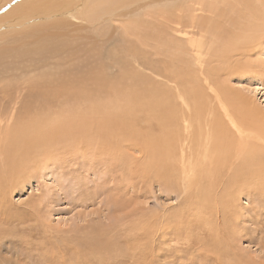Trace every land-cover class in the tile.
<instances>
[{"label":"rangeland","instance_id":"obj_1","mask_svg":"<svg viewBox=\"0 0 264 264\" xmlns=\"http://www.w3.org/2000/svg\"><path fill=\"white\" fill-rule=\"evenodd\" d=\"M116 1L71 41L0 40L3 134L90 118L0 185V264H264V6L229 41L235 0Z\"/></svg>","mask_w":264,"mask_h":264},{"label":"bare ground","instance_id":"obj_2","mask_svg":"<svg viewBox=\"0 0 264 264\" xmlns=\"http://www.w3.org/2000/svg\"><path fill=\"white\" fill-rule=\"evenodd\" d=\"M235 1L237 2V4H243L244 7L248 10L249 14L248 13H244V12H239L237 14L239 17H235V16H232V15L226 14V12H225V19L224 20L226 22H228V20L231 19L230 23L228 22L229 26L232 27L233 31H236L238 33L236 35L235 33H229L228 31H226L225 34L227 35V38L229 39V41H246V39L249 38V37L247 35H245V37L243 35H241V34H245V31H246V27H245L246 25L243 26L242 24L249 23V25L251 27V25L254 24L253 22L256 19V17H257V19H258V17L261 18L262 15L258 16L257 12H253V10L254 9L256 10V7H255L256 3L259 4V7H263L264 6V0H235ZM115 2H117V1L115 0ZM182 3H183V1H182ZM214 3H215V1H214ZM201 4H203V3H201ZM183 5H185V4L183 3ZM183 5H182V7L184 8ZM177 6H179V5H177ZM92 7L93 6L88 5V0H85L84 3L82 2V0H76V1H74V3H72L70 0H20L19 3L13 8L12 12H9V13H6V14H3L2 16H0V40H5L4 35H6V34H8L10 36H12L14 34L15 35L21 34L23 36V38L24 37H28V36L36 37V39L38 41H40V40H42V41H71V40H69V38L67 36V27L69 25H73L74 24L73 23V19L80 20L82 22L86 20V22H89V23H91V21H92V23H94V25L97 23L95 21L97 19L96 18L97 14H96L95 10H91ZM179 10H181V8ZM210 10L212 11V8ZM111 11L115 12L116 9H113ZM262 12L264 13V11H262ZM103 13H104V11H103ZM114 14L115 13L110 14V12H108L105 15L106 16L110 15V16H108L107 18H102L101 17L99 19H103V21H108V20L113 18L112 16H114ZM231 17H235V18H231ZM2 18H4L6 21L1 22ZM257 21H259V20H257ZM262 21H263L262 24H264V15H263ZM44 27H46V30L43 29ZM86 27H87V25H86ZM258 28H260V27H258ZM263 30H264V27H263ZM226 35H225V37H226ZM223 41H225V39ZM48 49H49V46L46 43V44L42 45V48L40 50H38V51L44 52L43 54H45V53H47V51H49ZM36 50H37V45H36ZM28 54H30L29 55L30 56L29 59H31V61H33L32 56H31V54H33V53L31 51H28ZM5 73H7V72H5ZM84 102H85V100H83V103ZM157 105L158 104H156V106ZM86 111H87V109H86ZM160 111H161V114L159 116L163 117L164 116V115H162L163 112L164 113H165V111L166 112L167 111L171 112V108L169 110H167L165 107H162L161 110H159L158 113H160ZM172 111H173V109H172ZM170 112H167L168 114L165 113V114H167L165 116L166 118H167V116H169ZM174 112H176V111L174 110ZM91 113L94 114L93 112H91ZM172 114H173V112H172ZM175 114L178 117L177 113H174L173 115H175ZM176 116H175V118H176ZM118 118L115 119L116 122L119 120ZM197 118H198V116H197ZM83 119L84 120H83L82 125L84 126L88 122V120L90 118L89 119L83 118ZM113 119H114V116H113L112 120ZM202 119L205 120L204 118H202ZM93 120H95L94 116H93ZM161 120H163V118ZM79 121L82 122V117L79 119ZM79 121H77V122H79ZM164 122H165V119H164ZM44 123H45V121H44ZM58 123L59 124L55 125L54 127H51L49 129H45V130H40L38 127L35 128V126L33 124L29 123L30 124L29 127L21 129L20 132H18V133H14V131H13V133H9V136H6L5 134H3L2 133V129L0 128V185H4L5 184V181H6L5 178H8V179L10 178L9 180H12L15 177H17L18 175H20L21 173H24L27 169H29V165L31 164V162H30L31 158H33V155H34V153H36V151H39L41 149H44L43 151H45V148L47 146L53 145V144H55L58 141L59 135H54L53 132H52L53 130H56L58 132H65L66 135L70 134V135H75V136L83 138L82 137L83 134H81V132L83 133V131H84L83 126H79L78 124L75 125L73 122H71L69 120H65V121H63L61 123L60 122H58ZM172 123H174V122L173 121L170 122V124H172ZM117 124L118 123H116V125ZM167 124L169 125V123H167ZM121 125H122V123H121ZM170 126L174 127L172 125H170ZM0 127H1V124H0ZM212 128L215 129L214 127H212ZM203 129H204V126H203ZM218 131H219V129H218ZM171 132H173V131H171ZM199 133H200V131H199ZM113 136H114V134H113ZM116 137H117V135H116ZM119 137L120 136H118L117 138H119ZM122 137L125 138V135L124 136L122 135ZM123 138H122V141H124ZM132 138H134V137H132ZM62 140H64V139H62ZM110 140H111V138H110ZM60 141H61V139H60ZM131 141L133 143V146H134V144L138 145L134 140H131ZM140 143H141V141H140ZM126 146L129 148V146L125 144V147ZM120 147H118V148H120ZM130 148H132V146H130ZM173 148H174V146H173ZM173 148L171 147L170 151L171 150L174 151L175 149H173ZM119 152H118V155H119ZM113 153H114V151H113ZM120 153H122V152H120ZM170 153H172V152H170ZM206 156H208V154L205 155V159H206ZM211 158H209V159H211ZM156 159L157 158H155V160ZM209 159H207V160H209ZM168 160H169V157H167L166 162H168ZM119 163H120V161H119ZM152 163H155V162L153 161ZM162 163L163 162L161 160V164ZM150 164H151V162H150ZM156 164H158V165H156V168H154L153 170H155V169H157V170L153 174L155 176H161L162 175V171L164 170V168L163 169H162V167H158L157 168V166H159V162H157ZM162 166L164 167L163 164H162ZM165 170H166V168H165ZM151 171H148L147 175H152ZM167 171H165V172H167ZM165 172H163V175H164ZM144 175H145V172H144ZM154 175H152V178H154L153 177ZM144 179H146V178H144ZM3 188H4V186L1 188V191H4ZM204 207H205V204H204ZM2 222L5 225H9L10 223L13 222V220H12V218L10 216L4 214V215H2Z\"/></svg>","mask_w":264,"mask_h":264}]
</instances>
